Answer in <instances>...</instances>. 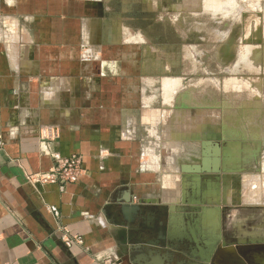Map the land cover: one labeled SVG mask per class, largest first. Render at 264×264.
<instances>
[{
    "label": "crops",
    "instance_id": "obj_1",
    "mask_svg": "<svg viewBox=\"0 0 264 264\" xmlns=\"http://www.w3.org/2000/svg\"><path fill=\"white\" fill-rule=\"evenodd\" d=\"M111 2L0 0V264H201L202 224L207 239L218 233L213 211H177L198 175L184 180L182 168L195 163L174 159L190 152L170 145L167 110L147 93L136 47L119 40ZM261 112L260 148L264 100ZM73 154L78 181L26 180ZM155 206L168 208L164 223ZM230 217L243 242L264 243V218Z\"/></svg>",
    "mask_w": 264,
    "mask_h": 264
},
{
    "label": "rangeland",
    "instance_id": "obj_2",
    "mask_svg": "<svg viewBox=\"0 0 264 264\" xmlns=\"http://www.w3.org/2000/svg\"><path fill=\"white\" fill-rule=\"evenodd\" d=\"M111 4L114 9L108 17L115 18L119 40L135 46L140 64L147 67V93L154 107L162 104L167 110L170 145L190 152L174 159L202 166L203 144L210 143V171L199 173L194 185H205L210 199L218 202L209 206L219 210L213 211L217 230L233 244L239 232L232 211L237 219L252 214L249 223L264 218L260 154L264 145L256 143V128L263 121L264 0H112ZM175 115L184 119L177 127L171 123ZM246 143L254 148L248 154L241 145ZM217 164L218 174L212 169ZM181 174L187 180L189 174ZM247 195L257 202L252 207L241 202ZM217 251L221 259L212 264H241L233 251Z\"/></svg>",
    "mask_w": 264,
    "mask_h": 264
},
{
    "label": "water",
    "instance_id": "obj_3",
    "mask_svg": "<svg viewBox=\"0 0 264 264\" xmlns=\"http://www.w3.org/2000/svg\"><path fill=\"white\" fill-rule=\"evenodd\" d=\"M217 146V144H215ZM215 146V147H216ZM210 147V143L208 144H203V152H202V155H203V159H202V166H196V167H193V168H182L183 171H186V172H189L190 170H193L194 172H197V174L199 173H203V172H209L210 171V162H209V148ZM217 150V151H216ZM215 153H219L218 152V149H215ZM216 154V155H217ZM224 156L223 155V160H224ZM257 157V155H256ZM254 159H255V155H254ZM225 161V160H224ZM215 162L219 163V160L218 158H215ZM229 162V160H228ZM219 164L215 165L212 167L213 171L215 173H219L220 170H219ZM223 167V172H225V168L224 166ZM258 171V169H257ZM231 170L228 168V173H230ZM203 178L205 179H208L210 178L209 176H205V175H202ZM194 179L196 180V182L198 183V181L200 180L201 176L200 175H197V176H193ZM186 179H189V176L186 175L185 176ZM193 179V180H194ZM216 179L218 180V175L216 176ZM185 190H186V193H185ZM185 190L183 192V196H182V199L180 200L179 202V206L182 207V208H177V211H181V212H184V213H201V221H206L205 219V214L206 212H219V210L217 209H212L210 208L209 206H212V203L214 204H218V202H215L212 201L210 199V195H209V192L207 190V187L205 185H192V186H188V187H185ZM189 190V191H188ZM188 191V192H187ZM189 195H187V193H189ZM131 204L130 201H124V205L121 206V212L122 214L125 216V212L126 210H128L129 208L128 205ZM218 208V207H216ZM132 210H138L141 214L142 213H145L144 211L140 210L139 206H136L134 208H131ZM172 208H170L169 210H171ZM168 210L167 207L163 206V207H159V206H155V211L158 215V219L160 222H165L166 219H167V213L166 211ZM189 216V215H188ZM192 217V216H191ZM193 218V217H192ZM202 224V223H201ZM203 225V224H202ZM219 224H217L218 226ZM218 231V230H217ZM219 234V232L217 233ZM208 236H205L206 240H201V243L203 244L204 248L201 250V253L200 255L197 257V259L200 260L201 264H211V258L214 254V252L216 251V247H217V241L219 239V235L218 237H214V239H207ZM195 244H197V242H195ZM184 248L183 247V243H178L177 244V248ZM193 256V254H192ZM191 256V257H192ZM194 258V257H193Z\"/></svg>",
    "mask_w": 264,
    "mask_h": 264
},
{
    "label": "built area",
    "instance_id": "obj_4",
    "mask_svg": "<svg viewBox=\"0 0 264 264\" xmlns=\"http://www.w3.org/2000/svg\"><path fill=\"white\" fill-rule=\"evenodd\" d=\"M3 141L0 135V149ZM82 157L77 154L56 160L55 166L48 172L34 173L26 176L29 183L36 184H60L73 183L78 181L82 175ZM52 212L56 213L54 208Z\"/></svg>",
    "mask_w": 264,
    "mask_h": 264
},
{
    "label": "flooded vegetation",
    "instance_id": "obj_5",
    "mask_svg": "<svg viewBox=\"0 0 264 264\" xmlns=\"http://www.w3.org/2000/svg\"><path fill=\"white\" fill-rule=\"evenodd\" d=\"M203 232L202 237L205 238V236L208 235V228H206V224L203 223ZM219 234L214 235V237H218ZM232 239V238H231ZM233 239L235 242L229 243L228 237H226L224 234H221V238L219 237L217 241V249L214 252L212 258H211V264L216 261V259H221L218 255L219 248H225L226 250L233 251L234 254L239 255L237 256L238 259H240L241 264H264V243L259 241H242V237L240 233H238V236H234ZM229 244V245H228ZM229 247V248H228ZM232 247H234L232 249Z\"/></svg>",
    "mask_w": 264,
    "mask_h": 264
},
{
    "label": "bare ground",
    "instance_id": "obj_6",
    "mask_svg": "<svg viewBox=\"0 0 264 264\" xmlns=\"http://www.w3.org/2000/svg\"><path fill=\"white\" fill-rule=\"evenodd\" d=\"M252 99V98H251ZM256 101V100H255ZM205 224V223H204Z\"/></svg>",
    "mask_w": 264,
    "mask_h": 264
}]
</instances>
